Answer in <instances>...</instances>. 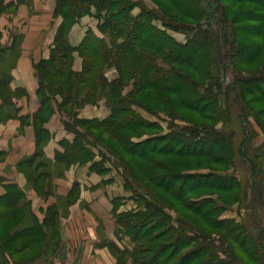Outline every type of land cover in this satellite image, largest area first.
Returning <instances> with one entry per match:
<instances>
[{
	"label": "rangeland",
	"instance_id": "rangeland-1",
	"mask_svg": "<svg viewBox=\"0 0 264 264\" xmlns=\"http://www.w3.org/2000/svg\"><path fill=\"white\" fill-rule=\"evenodd\" d=\"M146 7L154 8L157 11L164 13L167 18L185 20L178 12V6L173 7L166 2V0H140ZM158 1V2H157ZM207 3V11L211 17L218 19V23L222 26V39L213 41L211 43L213 48L208 47L201 49L199 60L192 65H181V70L185 73L188 79V90L199 87L206 93L211 90H218V77H220L221 92L219 96L214 99L213 106L203 112L190 111L185 108L183 95L185 94H163L152 90L145 85V77L143 71L137 62L126 61L120 62L116 65L103 66L98 59L85 60L83 55L78 51H72L68 61L69 65L62 64L60 72L56 74H46L45 79L50 85L55 98L67 115L69 122H64L65 127L70 130H77L85 137V147L87 152H82L84 158L80 163H90L95 170L103 171L117 178L120 183L117 185L123 191L124 196L119 197L118 202L126 203L125 210L116 213L115 224L117 226L116 238L118 247L124 251L123 254L116 253L114 244H111V251L117 259L116 264H138L139 255H132L133 251L139 246V243H162L164 240H170L171 230L167 229V225L173 223L177 225L179 220L184 224L194 226L205 234H209L215 240L216 244H223L228 246L232 251L243 259V250L235 246L231 239L228 228L231 222L236 224L245 222L249 228H252L256 217L254 212L247 213L246 206L252 196L251 176L249 173L248 162L240 154L241 142L244 138V132L240 121V106L238 100L235 98L242 94L238 88L237 80H244L250 73L258 70L264 65V48L260 54V58L251 63L248 56L252 52H256L258 47H264V32L260 33L261 23L247 21L244 15H239V11L252 5H245L242 3H232L227 0H205ZM9 7V6H8ZM6 7H1L0 12ZM193 8H198L200 11L201 3L195 1ZM7 11L14 12L13 8ZM188 10H184L187 12ZM140 12L139 7H134L133 14ZM57 14L53 13L56 17ZM154 24L161 26L160 21H153ZM257 24V25H256ZM256 27H252L255 26ZM168 33L175 37L178 41H184L185 36L180 32H175L167 29ZM58 27L55 31L56 35ZM55 38V36H54ZM240 43H251L252 47L245 49L238 54V49H242L244 45ZM55 46V40H53ZM53 46V47H54ZM53 48H51V51ZM75 54V55H74ZM217 55V56H216ZM43 61L40 60L34 66L35 76L39 82V75L37 66ZM225 61L228 63L226 66ZM162 64V63H161ZM87 66L90 69L85 72ZM179 68V65H173ZM227 68H232L235 73H226ZM223 69V70H222ZM102 76L108 81L119 83L120 95L134 103L144 106L154 114L134 106V109L144 119L149 121H156L157 125L149 127H131L125 129H116L112 126H104L96 124L94 119L85 117L86 114L92 112L95 107L96 100H103L105 106L110 110L104 97L95 99L94 86L95 79ZM220 75V76H218ZM224 75V76H221ZM84 78V81L83 79ZM86 79V80H85ZM227 83L236 84L237 90L232 91L224 88ZM0 89L1 99H10L13 93L6 90L2 83ZM210 88V89H209ZM244 100L251 98L249 95L243 96ZM223 108H226V113H223ZM264 108V100H253L245 103V109L248 112V120L250 125L255 129L256 136L250 140L252 148H258L264 142V115L261 114ZM263 115V116H262ZM147 117V118H146ZM177 126H203L215 125L217 127H225L233 131L234 144L233 153L234 158L229 162H220L215 164L209 159L198 156H176L172 154L151 153L148 157H139L131 154L125 147L123 138H132L133 141L139 138L149 137V145H152V139L157 135H164L169 133L168 123ZM35 138L38 136L39 127L36 122L33 123ZM160 146L163 144L162 139L155 140ZM38 150L35 147V151ZM4 155L0 151V161H3ZM249 165V166H248ZM69 166L68 162L64 160H56L48 166V172L42 179L30 178L31 188L40 194L42 198L51 196L53 203L49 204V208L43 213V221L39 225V234L36 236H20L17 242L12 243L13 232H19L24 226L35 224V219L30 215L28 204L24 201L18 202L13 207L0 206V214L4 218H0V257L2 264H23L29 261L41 259L46 254V247L48 241H57L66 243L69 239H81V234L85 233V221L82 214H90L83 206L82 202H78V197L68 191L64 194H56L53 196V189L55 190L58 179L67 181L65 171ZM264 166V165H263ZM131 178L133 183L130 187L125 184L123 169ZM186 173V172H211L224 173L229 171L234 173L247 188V194L244 199L239 200L238 190H231L228 192H218L209 188H197L192 190L188 196L195 199L203 197L211 200L209 203H204L201 206L202 211H195L186 206L184 200L176 197V194L169 188L160 186L155 181L154 174H166L172 172ZM69 182V181H68ZM123 186V187H122ZM142 199L143 203H149L161 213H156L153 218L159 219L161 214H166L169 218L164 223L156 227L145 226L140 229L147 231L148 236L139 241H134L132 236L121 225L119 219L126 212L137 210V199ZM141 208L145 210V206L141 204ZM209 209V210H208ZM72 210V211H71ZM150 210V209H148ZM14 214V216H9ZM76 219V227L71 222L72 218ZM219 220L222 221V223ZM80 222V226L78 225ZM231 221V222H230ZM169 222V223H168ZM233 223V222H232ZM79 229L77 231V228ZM233 226V225H232ZM137 230V229H136ZM156 234H161L157 240L152 237ZM151 239H148L150 238ZM149 243V244H148ZM193 244L180 247L177 253L174 254L173 260L179 258L182 254L190 251ZM259 250V248H258ZM260 251V250H259ZM220 257L226 258L224 254ZM207 257H200L193 260L190 264H203ZM11 259V260H10ZM141 260V259H140ZM140 264V263H139ZM256 264V263H255ZM261 264V263H257Z\"/></svg>",
	"mask_w": 264,
	"mask_h": 264
},
{
	"label": "trees",
	"instance_id": "trees-1",
	"mask_svg": "<svg viewBox=\"0 0 264 264\" xmlns=\"http://www.w3.org/2000/svg\"><path fill=\"white\" fill-rule=\"evenodd\" d=\"M195 1L201 3L200 11L198 8H193ZM227 1L236 3L235 5L238 3L252 5V7L241 9L239 15H244V19H248L247 21L261 23L260 33L264 32V0ZM166 2L172 8L178 6V12L180 11L179 13L185 20L167 18L164 13L146 7L140 0H56L54 12L62 17V22L54 38L55 46L49 59L36 65L39 75L38 94L43 105L54 96L44 75L56 74L60 72L62 64L69 65L68 59L72 51L75 50L83 55L85 60L98 59L103 66L116 65L126 61L139 63L145 77L146 87L167 95L185 94L182 100H184L187 110L199 113L213 106L214 99L219 96L222 88L220 77L217 79L218 90L216 92L211 90L206 93L199 87L186 91L189 86L188 79L180 66L192 65L199 60L201 49L208 47L209 44L213 48L211 43L215 40L220 42L223 37L222 26L218 23L217 18L211 17L208 13L205 0H166ZM136 6L140 8V12L135 15L132 10ZM184 10L188 11L184 12ZM85 14H92L98 20L97 27L102 33V37L87 31L81 43L73 47L67 39L69 28ZM155 20L160 21L162 27L154 24ZM256 25L252 27L255 28ZM167 29L182 33L185 40L178 41L168 33ZM239 45H244V47L238 49V54L252 47L251 43H240ZM263 48L262 45L256 52H252L248 56L249 62L253 63L260 58ZM0 52H2L1 48ZM224 64L228 66L226 61ZM173 65H179V68H175ZM88 69L90 66L86 67L85 72ZM228 72L235 73L232 68H227L225 75ZM8 77L5 74L4 81H1L4 85H7ZM82 79L84 81V78ZM237 83H239L238 90L242 94L239 93L235 99L239 102L241 110L239 118L244 132L239 150L243 158L250 164V166L248 165L251 176L250 187L253 192L247 203L246 212L248 214L254 212L256 220L252 228H249L245 222L236 224L234 221H232L233 223L230 221L231 226H229L227 234L230 235L232 243L243 250V259L239 258L228 246L222 243L216 244L209 234L176 220L177 225L169 222L167 225V229L171 230L172 239L164 240L162 243H148L149 245L139 243V246L131 253L134 256L139 255L138 264H190L200 257H207L203 264H264V142L261 147H251L250 140L255 138L256 131L250 125L248 112L245 109V103H249L250 99L252 101L264 100V65L250 73L246 79L237 80ZM118 85L117 82L114 84L113 81L105 79L102 74L95 79L93 84L95 99L104 97L110 108V115L103 120L94 119L95 123L112 126L116 129L134 126L147 128L157 125L156 121H149L139 115L134 106L154 113L140 104L123 98ZM238 86L227 83L224 88L235 91ZM244 95H249L251 98L245 101ZM225 111L226 108H223V113ZM261 114L264 115V108ZM168 127L169 133L157 135L152 139V145L148 146L149 137L139 138L135 141L128 137L123 138L125 147L131 154L139 157H148L151 153L172 154L181 157L198 156L209 159L215 164H220L222 161L229 162L235 156L233 153V131L225 127L215 125L184 127L173 125L170 122ZM74 132L75 140L72 145H68L74 154L70 151L65 157L75 155L76 158L81 159L83 154L81 157L80 152H87L84 144L85 137L75 129ZM158 139L163 141L160 146L155 141ZM79 153L80 156H78ZM122 173L125 184L130 187L133 184L131 178L124 169ZM154 178L157 184L169 188L177 198L185 201L187 207L195 211H202L201 206L211 202L206 197L195 199L188 196V193L190 194L197 188L205 187L218 192L238 190L239 200L244 199L247 194V188L244 187L241 180L229 171L221 174L211 172L178 173L174 171L166 174L156 173ZM7 193L0 199V206L10 207L12 200H17L21 196V191L13 184L8 186ZM136 199L139 208L123 214L119 222L134 241H139L144 240L148 236V232L140 233L138 228L142 229L145 226L153 228L166 222L169 218L166 214H161L162 216L158 220H153L154 215L161 212L149 203L144 204L142 199L139 200L138 197ZM141 204L145 206V210L141 208ZM219 221L222 223L225 220ZM152 237H156L158 240L161 234ZM189 244H193L192 249L173 260L177 250ZM115 249L119 254L124 253L120 248L115 247ZM220 254H224L226 258H221ZM0 264H2L1 257Z\"/></svg>",
	"mask_w": 264,
	"mask_h": 264
},
{
	"label": "crops",
	"instance_id": "crops-1",
	"mask_svg": "<svg viewBox=\"0 0 264 264\" xmlns=\"http://www.w3.org/2000/svg\"><path fill=\"white\" fill-rule=\"evenodd\" d=\"M55 5L56 0H0V8L6 7L0 12V86L7 74L5 87L14 95L10 99L0 98V151L4 155L0 161V199L8 194L9 185H15L21 196L12 200L10 207L26 202L36 221L13 232L12 243L20 236L38 235L43 213L53 199L51 196L42 198L35 192L29 177L42 179L50 163L56 160L68 162V169L64 170L68 180L55 182L57 187L53 189V196L56 192L64 194L68 191L78 197V202H82L90 213L82 214L88 222L85 233L80 231L78 221L81 239H69L66 243L48 241L45 256L25 264H116L111 244L122 247L115 241V215L125 210L126 203L118 202V198L124 196L121 194L124 188L117 187L120 186L117 178L95 170L88 162L80 163L84 158L82 152L81 159L75 155L65 157L70 151L74 154L68 145L73 144L76 134L65 127L64 122L69 120L59 100L53 96L43 105L38 94L39 82L34 66L40 60L49 59L55 31L62 22L60 15L53 16ZM9 8L14 12L7 11ZM97 24L98 20L92 14L81 16L69 28V44L78 46L87 31L102 37ZM109 115L110 110L103 100H96L94 110L85 117L103 120ZM34 122L39 127L37 138ZM35 147L38 150L35 151ZM0 218H4L3 214ZM72 219L71 224L76 227V219Z\"/></svg>",
	"mask_w": 264,
	"mask_h": 264
}]
</instances>
